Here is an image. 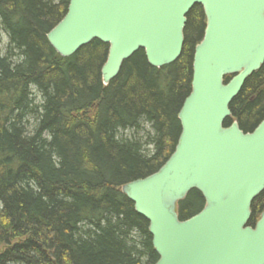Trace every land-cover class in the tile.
Returning <instances> with one entry per match:
<instances>
[{
	"label": "trees",
	"instance_id": "16d2710c",
	"mask_svg": "<svg viewBox=\"0 0 264 264\" xmlns=\"http://www.w3.org/2000/svg\"><path fill=\"white\" fill-rule=\"evenodd\" d=\"M69 4L0 0L9 38L6 54L0 47V264H156L149 223L122 187L158 172L175 151L204 9L187 16L174 64L154 68L140 50L105 85L109 45L95 40L63 58L48 42ZM230 110L226 127L236 121L245 133L264 120V65ZM127 131H146V142L124 138ZM204 206L192 191L178 205L180 220ZM261 208L264 192L250 226Z\"/></svg>",
	"mask_w": 264,
	"mask_h": 264
},
{
	"label": "water",
	"instance_id": "95a60500",
	"mask_svg": "<svg viewBox=\"0 0 264 264\" xmlns=\"http://www.w3.org/2000/svg\"><path fill=\"white\" fill-rule=\"evenodd\" d=\"M196 5L207 26L179 113L178 144L158 172L122 192L149 223L156 264H264V213L250 226L264 192V120L251 133L236 121L226 127L232 102L264 65V0H70L47 39L63 58L95 40L109 45L102 69L109 85L140 50L154 68L174 64ZM192 191L205 206L181 221L178 205Z\"/></svg>",
	"mask_w": 264,
	"mask_h": 264
},
{
	"label": "rangeland",
	"instance_id": "374dc122",
	"mask_svg": "<svg viewBox=\"0 0 264 264\" xmlns=\"http://www.w3.org/2000/svg\"><path fill=\"white\" fill-rule=\"evenodd\" d=\"M0 44H1V50L3 52V54H6L7 51V47L9 45V38L8 36L2 31L0 30ZM39 103V100H38ZM145 130L150 131V128L148 127V125H145ZM124 138L127 139H140L142 140V142H146L147 137H146V131H127L124 132L122 135Z\"/></svg>",
	"mask_w": 264,
	"mask_h": 264
},
{
	"label": "flooded vegetation",
	"instance_id": "af4514ba",
	"mask_svg": "<svg viewBox=\"0 0 264 264\" xmlns=\"http://www.w3.org/2000/svg\"><path fill=\"white\" fill-rule=\"evenodd\" d=\"M260 124H261V123H260ZM260 124H259V125H260ZM259 125H258V126H259ZM259 211L261 212V213H260V216H261V215L264 213V209L261 208ZM260 216H259V218H260Z\"/></svg>",
	"mask_w": 264,
	"mask_h": 264
}]
</instances>
